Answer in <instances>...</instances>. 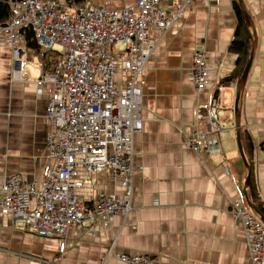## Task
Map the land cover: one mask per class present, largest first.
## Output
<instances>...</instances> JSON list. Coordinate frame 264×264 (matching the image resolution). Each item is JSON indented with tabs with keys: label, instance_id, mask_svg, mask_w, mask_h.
I'll return each instance as SVG.
<instances>
[{
	"label": "crops",
	"instance_id": "obj_1",
	"mask_svg": "<svg viewBox=\"0 0 264 264\" xmlns=\"http://www.w3.org/2000/svg\"><path fill=\"white\" fill-rule=\"evenodd\" d=\"M136 1L93 3L119 10ZM242 1L255 31V47L239 104L240 132L250 147L254 184L264 209V153L257 150L264 141V0ZM180 2L160 0V7L174 9ZM232 2H190L169 30L149 33L153 50L142 71L145 121L133 139L136 161L143 167L134 178L129 217L133 224L126 225L118 215L110 229L77 225L70 228L66 239L58 240L15 230L11 220L3 217L0 264H117L115 254L123 252L150 254L156 258L153 264H248L243 230L230 212L237 203L247 207L243 193L246 170L234 126L237 80L224 81L233 73L237 59L228 51L238 25ZM199 47L207 52L210 63L235 66L221 81L224 156L196 155L182 136L205 129V119L199 120L198 114L206 116L218 95V76L211 77V85L199 93L189 79L193 52ZM20 50V60L13 63L10 48L0 44V180L15 173L39 180L49 165L47 94L31 81L14 79L12 70L35 80L52 69L55 58L39 48H28L25 41ZM123 75L119 72L116 81L123 82ZM87 182L88 191H114L111 182L101 176H88ZM113 241V251L107 256ZM62 250L61 259L56 260Z\"/></svg>",
	"mask_w": 264,
	"mask_h": 264
},
{
	"label": "built area",
	"instance_id": "obj_2",
	"mask_svg": "<svg viewBox=\"0 0 264 264\" xmlns=\"http://www.w3.org/2000/svg\"><path fill=\"white\" fill-rule=\"evenodd\" d=\"M196 1L207 3L181 0L178 7L167 10L160 7V0H137L117 10L94 4L93 0L11 2L10 18L0 26V44L10 48L12 62L20 60L25 28L33 32L38 48L55 61L49 72L35 80L12 70L14 79L31 81L47 94L49 165L39 180H29L19 173L1 178L0 220L8 217L15 230L58 240L66 239L70 228L77 225L110 229L118 215L126 225L133 224L129 217L134 178L143 171L136 161L133 139L142 132L145 121L142 71L153 50L149 33H165L186 6ZM234 67L210 63L203 47L193 52L188 76L196 92L205 90L211 85V77L218 76V95L206 116L198 114L199 120L205 119V129L182 134L196 155L224 156V127L219 121L221 81ZM119 72L126 76L123 82L115 79ZM257 150L264 153V141ZM223 165L227 172L226 162ZM91 175L106 178L114 191H88L87 177ZM230 212L243 230L248 264H264V224L240 203ZM62 254L63 250L56 260ZM115 260L117 264L156 262L150 254L139 252L118 253Z\"/></svg>",
	"mask_w": 264,
	"mask_h": 264
},
{
	"label": "trees",
	"instance_id": "obj_3",
	"mask_svg": "<svg viewBox=\"0 0 264 264\" xmlns=\"http://www.w3.org/2000/svg\"><path fill=\"white\" fill-rule=\"evenodd\" d=\"M15 0H0V26L5 25L7 21L10 18L11 11H10V4ZM77 3H80L82 0H74ZM233 10L235 12L236 18H237V28L234 33V37L232 41L230 42V45L228 47V51L230 53H234L237 55L236 59V67L233 71V73L230 75V77L226 78L224 81H229L231 79L238 80L242 74V71L244 69L245 64L248 61L249 54H250V35L248 32V29L245 26L244 22V16L241 11V8L239 6V3L237 0H233L232 2ZM24 39L26 46L28 48H38L36 45L33 32L27 28L23 29ZM55 61V60H54ZM54 64V62H53ZM49 64H45V69H47ZM240 141L242 146L243 154L251 167V152H249L250 147L248 146L247 139L243 133L240 132ZM241 160V158H240ZM242 161V160H241ZM243 164V163H242ZM248 198L249 200L254 204V206L261 212V214L264 216V209L259 202V198L256 192L255 184H254V178L251 170L250 179H249V187H248Z\"/></svg>",
	"mask_w": 264,
	"mask_h": 264
},
{
	"label": "water",
	"instance_id": "obj_4",
	"mask_svg": "<svg viewBox=\"0 0 264 264\" xmlns=\"http://www.w3.org/2000/svg\"><path fill=\"white\" fill-rule=\"evenodd\" d=\"M239 2V6L241 8V11L243 13L244 16V22H245V26L248 29V31L250 30L252 32V34L250 35V44H251V48H250V54H249V58L247 63L244 66V69L242 71V74L240 76V78L237 80L236 82V95H235V101H234V126H235V130H236V145H237V150L239 153V156L242 160L243 166L246 170V178L244 181V189H243V193H244V200L245 203L247 205V207L258 217V219L264 224V216L261 214V212L254 206V204L249 200L248 196H247V190L249 187V179H250V174H251V167L249 166V164L246 161V158L243 154L242 151V146H241V141H240V113H239V104L241 101V97L246 85V80L248 77V73L250 71V68L252 66V62H253V58H254V47H255V31L253 29V24L251 19L248 17L247 12H246V8L245 5L243 3L242 0H238Z\"/></svg>",
	"mask_w": 264,
	"mask_h": 264
},
{
	"label": "rangeland",
	"instance_id": "obj_5",
	"mask_svg": "<svg viewBox=\"0 0 264 264\" xmlns=\"http://www.w3.org/2000/svg\"><path fill=\"white\" fill-rule=\"evenodd\" d=\"M220 121V120H219ZM221 123V122H220Z\"/></svg>",
	"mask_w": 264,
	"mask_h": 264
}]
</instances>
